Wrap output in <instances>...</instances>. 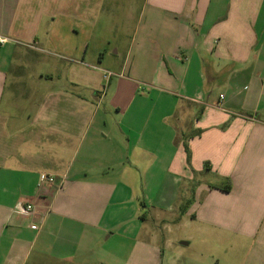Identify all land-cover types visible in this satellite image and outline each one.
Listing matches in <instances>:
<instances>
[{
  "label": "crops",
  "instance_id": "1",
  "mask_svg": "<svg viewBox=\"0 0 264 264\" xmlns=\"http://www.w3.org/2000/svg\"><path fill=\"white\" fill-rule=\"evenodd\" d=\"M104 1L0 0V264H160L169 213L264 264V0Z\"/></svg>",
  "mask_w": 264,
  "mask_h": 264
},
{
  "label": "rangeland",
  "instance_id": "2",
  "mask_svg": "<svg viewBox=\"0 0 264 264\" xmlns=\"http://www.w3.org/2000/svg\"><path fill=\"white\" fill-rule=\"evenodd\" d=\"M143 3L144 0H132L131 6L139 14ZM104 5L105 10H111L114 7L111 0H105ZM101 13L103 16L97 21L99 29L92 35L103 42L107 37H116L117 32L109 30L110 26L112 28L116 26L115 21L108 23L107 15ZM39 34L43 40V33ZM92 47L93 42L90 50ZM107 48L110 49L111 47L108 46ZM35 53L43 55L42 53ZM90 59L87 62L91 64L96 60V58L92 61ZM111 64V62L106 61L101 65L97 64V66L109 72ZM41 68L43 69V66ZM36 72L35 70L32 74L34 75ZM173 217L170 213L166 214L165 219L170 220L168 223H160V221L158 223L151 216L147 221V229L160 236V250L162 252L160 264H254L251 240L245 239L241 243L234 244L232 238H227L223 242L218 240L215 235L204 230L201 231L197 223H193V226L192 224L183 226L184 222L182 224L181 222H171ZM166 240H170V246H168V242L165 243ZM183 242H188V245H183ZM134 243L135 241L114 236L111 240L97 247V257L105 259L107 264H127ZM110 257H114L115 261L111 260ZM146 264H157V260L153 256H149L146 258Z\"/></svg>",
  "mask_w": 264,
  "mask_h": 264
},
{
  "label": "built area",
  "instance_id": "3",
  "mask_svg": "<svg viewBox=\"0 0 264 264\" xmlns=\"http://www.w3.org/2000/svg\"><path fill=\"white\" fill-rule=\"evenodd\" d=\"M8 39L7 38H0V43H7ZM111 76H113V73L111 72H107L104 71V77L106 79H109ZM218 108H221V104L218 105ZM56 182V177L53 175H49V174H41L40 176V181H39V187L40 188H44L46 186H50V185H54ZM35 207L33 206V204H25V203H19L16 207H15V211L21 215H30L34 212Z\"/></svg>",
  "mask_w": 264,
  "mask_h": 264
},
{
  "label": "trees",
  "instance_id": "4",
  "mask_svg": "<svg viewBox=\"0 0 264 264\" xmlns=\"http://www.w3.org/2000/svg\"><path fill=\"white\" fill-rule=\"evenodd\" d=\"M220 188H221V187H220ZM222 189L229 191V190H231V186H230V185H227V186H225V187H222Z\"/></svg>",
  "mask_w": 264,
  "mask_h": 264
}]
</instances>
